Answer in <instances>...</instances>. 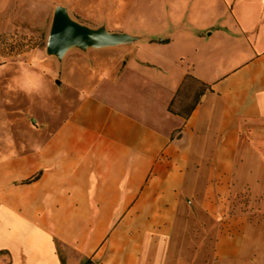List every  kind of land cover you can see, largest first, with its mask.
Returning a JSON list of instances; mask_svg holds the SVG:
<instances>
[{
    "label": "crops",
    "instance_id": "0c3cea01",
    "mask_svg": "<svg viewBox=\"0 0 264 264\" xmlns=\"http://www.w3.org/2000/svg\"><path fill=\"white\" fill-rule=\"evenodd\" d=\"M168 2L183 30L65 61L67 115L0 154V264H264V0Z\"/></svg>",
    "mask_w": 264,
    "mask_h": 264
},
{
    "label": "rangeland",
    "instance_id": "374dc122",
    "mask_svg": "<svg viewBox=\"0 0 264 264\" xmlns=\"http://www.w3.org/2000/svg\"><path fill=\"white\" fill-rule=\"evenodd\" d=\"M165 3L167 7L168 0ZM56 6H63L80 24L111 32L184 29L156 0H0L1 156L7 155L11 142L45 139L67 115L77 91L70 78L62 75L65 61L88 66L87 73L97 63L121 55L122 45L86 50L72 47L61 60L48 55L46 45ZM197 23V29L203 30L205 24ZM194 91V84L184 88L186 107L180 105L179 110L194 101Z\"/></svg>",
    "mask_w": 264,
    "mask_h": 264
},
{
    "label": "water",
    "instance_id": "95a60500",
    "mask_svg": "<svg viewBox=\"0 0 264 264\" xmlns=\"http://www.w3.org/2000/svg\"><path fill=\"white\" fill-rule=\"evenodd\" d=\"M134 40L135 37L127 33L111 32L105 27L91 28L80 24L70 18L63 6H56L49 30L46 53L61 60L67 50L72 47L81 50L99 49L124 45ZM56 83L61 84L59 81Z\"/></svg>",
    "mask_w": 264,
    "mask_h": 264
},
{
    "label": "trees",
    "instance_id": "16d2710c",
    "mask_svg": "<svg viewBox=\"0 0 264 264\" xmlns=\"http://www.w3.org/2000/svg\"><path fill=\"white\" fill-rule=\"evenodd\" d=\"M160 42H161V43H167L168 40H167V39H166V40H161ZM204 89H205V86H204V87H203V86L195 87L194 96H193V100H194V101L191 102L190 110H192V109L194 108V106L198 103V101H199V96L203 93ZM181 105H182V104H181ZM182 106H183V105H182ZM184 110H185V109H184ZM186 110H187V109H186ZM37 177H38V175H36V176H34V177H31V178H29V179H26V180L22 181V183H29V182H32V181H34L35 179H37Z\"/></svg>",
    "mask_w": 264,
    "mask_h": 264
}]
</instances>
